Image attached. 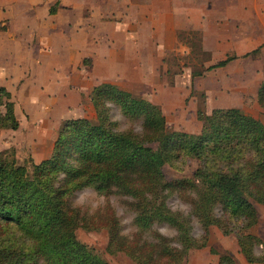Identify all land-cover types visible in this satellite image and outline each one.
Returning <instances> with one entry per match:
<instances>
[{"label": "trees", "instance_id": "1", "mask_svg": "<svg viewBox=\"0 0 264 264\" xmlns=\"http://www.w3.org/2000/svg\"><path fill=\"white\" fill-rule=\"evenodd\" d=\"M236 58L192 70L191 77ZM89 101L95 117L63 120L47 159L19 161L14 147L0 151V264H109L77 238L78 230L106 232L105 253L133 264H183L191 250L207 247L210 227L233 236L247 264L264 263V253L256 254L264 241L251 233L259 218L255 206H264V125L258 119L239 108L198 110L201 129L191 134L170 130L158 105L112 83L93 86ZM257 102L264 111V82ZM113 108L131 126L121 129ZM19 126L12 95L0 87V132ZM190 161L196 163L190 176L166 178L165 166L183 173ZM86 188L106 199L126 198L136 231L123 233L109 202L91 213L75 206L72 198ZM171 194L189 206L187 215L168 207ZM192 220L199 237L192 235ZM217 264L237 263L223 254Z\"/></svg>", "mask_w": 264, "mask_h": 264}, {"label": "crops", "instance_id": "2", "mask_svg": "<svg viewBox=\"0 0 264 264\" xmlns=\"http://www.w3.org/2000/svg\"><path fill=\"white\" fill-rule=\"evenodd\" d=\"M97 1L0 0V27L7 26L5 30H0V48L2 45H6L8 48L20 46L21 51L25 54L23 62L26 63L23 67L25 70L20 72V68L17 66L22 64L21 56L23 55L14 57L8 53L7 58L13 59L14 57L19 65H0V75L6 74L2 75L5 76V79H0V87H5L11 93L12 88L16 90L23 86L24 78L29 77V70L38 76L41 83L37 94L35 92L31 94L29 86L24 87V92H21L27 101L34 100L31 110L26 107L30 121H27L24 127L19 122L20 129L18 130L23 134L26 131V140L29 139V133L32 131H41L42 134H46L53 127L59 126L65 119L83 117L77 114L81 112L79 111L81 110V87L85 84L89 85L92 79H100L98 75L101 74L96 71L98 65L113 68L119 64V61L116 62L110 58V49L104 48L100 44L103 40L100 39L105 33L100 30L97 22L100 18ZM133 3L139 4V9L146 3L155 4L154 8L150 4L148 15L161 14L163 22L159 21L157 24L154 20L145 21L148 27L155 29L146 33L139 31L123 35L122 42L130 45L126 46L127 53H134V55L146 58L148 52L165 44L164 40L167 36L168 38L173 37L174 30H179L177 34L183 30H194L196 34L200 33L203 54L205 51L221 54L217 61L223 60L226 56L237 57L225 67L212 70L218 72V87L216 89L205 88L210 110L239 108L264 125V111L257 102V90L264 82V0H136ZM52 8H55L53 13H51ZM56 19L58 26H56ZM133 19L137 20L135 15ZM31 20L36 23L31 25ZM124 23L130 24L127 19ZM28 25L35 27L34 30L33 27L29 29ZM138 25L141 26L140 19ZM143 25L144 23L142 27ZM159 26L162 28L167 26L172 31L169 32L167 29H165L167 32L157 31ZM16 27H21L22 30H18ZM45 29L65 32L66 38H62L63 42L58 48L52 45L51 39L46 38L48 31L42 32ZM34 31L39 32L37 33L40 41L39 46L28 43L31 36H36ZM176 36L178 37L175 34ZM255 50H257L255 54H250ZM11 52L13 55L15 54V50ZM52 52L55 54L51 60ZM58 53L63 55L58 56ZM247 54L249 55L246 56ZM88 56L92 61L88 67L85 66L82 70V60ZM130 57L131 55L125 57L124 62L128 63ZM0 61L1 64L4 62L1 59ZM89 67L92 68V71ZM53 68L57 69L53 70ZM52 71L56 76H53L51 82ZM73 78L78 80H75V86L70 91L67 84H69L68 81L73 82ZM49 83L53 84L50 88L46 86ZM112 84L118 86L116 83ZM58 86H63V90L60 91ZM30 87L35 90L34 86ZM89 87L87 86L86 90ZM92 88L93 86L90 89ZM57 89L59 92L56 93ZM26 91L29 92L25 93ZM59 93L61 96H56ZM55 115L64 116V118L56 122ZM49 118L51 120L48 122ZM31 154H33L32 151ZM42 160L40 159L38 162ZM259 224L260 216L258 224L251 231H255V235L263 239L264 234L256 232Z\"/></svg>", "mask_w": 264, "mask_h": 264}, {"label": "rangeland", "instance_id": "3", "mask_svg": "<svg viewBox=\"0 0 264 264\" xmlns=\"http://www.w3.org/2000/svg\"><path fill=\"white\" fill-rule=\"evenodd\" d=\"M135 1L136 0L97 1L98 11L100 13V18L97 22L100 26V30H103V32L105 33V35L100 39H103L100 44L102 47L110 49V58L116 62L119 61L120 65L117 64L118 66L116 65L113 68H106L102 67L101 65L97 66L96 71L98 72V74H101L98 75L100 79H92L89 85L85 84L83 87H81V110H79L81 112H78L77 114H80V116L88 119L94 118V112L88 97L90 93L89 91L91 90L90 88L96 84H100V82H112L116 83L119 88L132 93L134 96L144 98L151 103L158 105L162 110L167 127L170 130L182 131L191 134L199 133L201 129V122L197 119L196 112L198 110H201L205 113H209L211 111L210 107L208 106V97L206 96L205 91L206 89H208V87L212 89H216L218 87V72H206L203 76L192 78L191 71H200L216 63L221 54L219 55L213 52L209 53L208 51H205V54H203L204 50H202L203 47L201 46V35H199V33L196 36H193L194 30H183L178 34L177 32L179 30H174V36L171 38H168L167 36L164 40L165 44L152 52H148L146 58L141 57V55H134V53H127V50H125L126 46L130 45L128 43L124 44L122 42L123 35L129 32L142 31V33H146L153 31L155 28L148 27L145 21L154 20L157 24L159 21L163 22L161 17L163 15L161 14L154 13L148 15L149 6L152 5V8H154L155 4L146 3L141 5V9H139V4L133 3ZM134 15L136 16L137 20L133 19ZM140 16L141 18H139ZM126 19L128 20V22H130V24L124 23ZM139 19L141 26L138 25ZM34 23H36V21H30L31 25H34ZM143 23L144 25L142 27ZM56 26H58L57 19ZM32 27L33 26L28 25L29 29H32ZM6 28L7 26L5 25L0 27V30H5ZM16 28L18 30H22L21 27ZM34 28L35 27H33V30ZM165 29H167L169 32L172 31L168 29L167 26L163 28L160 27L156 30H163L164 32H167L165 31ZM44 31H48V33H46V38L52 40V45L55 48H58L60 43L63 42V39L66 38L64 35L65 32L60 33L58 30L54 31L51 29L42 30L43 33ZM37 33L39 32L35 33V37L31 36L28 39V43L30 45H40ZM175 34L178 35V37H175ZM43 37H45V35H43ZM21 42L25 43L24 41ZM192 44L195 46L191 47ZM22 45L25 46L24 44ZM12 48H8L6 45H2V47L0 48V59L4 62H2L1 64L0 61V65H19L15 61L14 57L21 54L23 55L21 56L22 64L17 67L20 68V72L24 71L25 69L23 67H25L26 64L23 62V58H25L24 52L21 51L20 46L14 47L13 49ZM14 50L15 54L13 55L11 51ZM8 53L14 56L13 59L7 58ZM51 54L52 60L55 53L52 52ZM59 55L63 54L58 53V56ZM130 55L131 59H129V62H124L123 59L125 57L127 58V56ZM91 61L92 60L90 56L84 58L82 60V70H84L85 66L88 67ZM89 68L90 71H92V68ZM55 69L57 68H53V70ZM29 72V77H26L23 80V86L16 88V90H14V88L10 90L12 91L11 95L15 103L16 117L18 121L22 123L23 127L27 121H30L26 107L28 108V110H31V108L34 106V100L27 101L26 97L21 95V92L23 91L24 87L29 86L30 93L32 94L35 92L37 94L39 85H41L38 76L36 74H33V71L31 72V70H29ZM59 72H61V69H59ZM2 75H0V79H5V76ZM53 76L56 75H53L52 71L50 76L51 82ZM73 80V82L68 81L69 84H67V87L70 91L73 89V86H75V80L77 81L78 79L73 78ZM51 85L53 84L49 83V85L46 86L50 88ZM30 86H34L35 90H33ZM87 86L90 87L86 90ZM58 88L60 91L63 90V86H58ZM43 90H45V88H43ZM59 90L57 89L56 93L59 92ZM28 92L29 91H26L25 93ZM67 94H69V91H67ZM56 96H61V94L59 93V95ZM55 118L56 122H59L62 120L61 118H64V116L55 115ZM112 119L119 123L121 129H125L131 126V123L121 114H119L116 108L112 109ZM50 120L51 118L48 119V122ZM137 125V123L134 124L136 128ZM59 126L53 127V129L51 131L49 130L46 134H42L41 131H32L31 133H29L30 135L28 140L25 139L26 131L25 134L20 132V130L16 132L1 131L0 151L8 149L9 147H14L16 157L19 161L27 160L32 157V159L36 161L35 163H37L40 159L45 160L52 152L53 144L56 140ZM31 151L33 154H31ZM195 167L196 163L194 161H190L185 167L183 173H177L168 166L164 167L163 172L166 178L170 180L174 178L190 176ZM124 200L127 199L119 197L117 195H112L108 199H106L102 195H99L93 188L83 189L77 192L72 198V202L75 206H78L83 211L89 213L97 210L98 208H101L105 205L106 202H109L120 219L123 233L125 235H131V233L136 231L137 228L133 224V213L130 212L123 204L122 201ZM167 205L173 211H180L186 215L189 213V206L181 200L178 194L169 195L167 198ZM255 207L258 212V217L260 216V224L256 232L264 234V206L256 205ZM192 227V235L195 237H199L201 235V229L197 221L192 220ZM154 228L155 230H158L160 233L169 238H174L176 235L174 230L165 225H156ZM209 230L210 232L207 247L203 249L191 250L188 254L187 260L183 264H217L218 255L223 254H229L237 264H247L244 260L243 255L239 252V248L233 236H223L216 227H210ZM251 233L254 235L256 234L255 231H251ZM76 236L80 241L94 248L106 259L107 262H109V264H133L121 254L111 256L105 253L107 244L106 232L96 233L78 230L76 232ZM211 251H215V254L217 255H214ZM263 253L264 246L258 247L256 254L261 256Z\"/></svg>", "mask_w": 264, "mask_h": 264}]
</instances>
